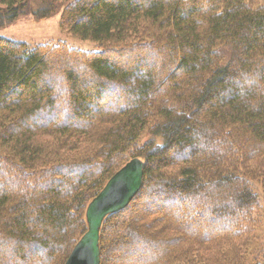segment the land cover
I'll list each match as a JSON object with an SVG mask.
<instances>
[{
  "label": "trees",
  "instance_id": "16d2710c",
  "mask_svg": "<svg viewBox=\"0 0 264 264\" xmlns=\"http://www.w3.org/2000/svg\"><path fill=\"white\" fill-rule=\"evenodd\" d=\"M30 1L0 0V27ZM42 1L102 50L0 37V264H65L134 158L101 264H264V0Z\"/></svg>",
  "mask_w": 264,
  "mask_h": 264
},
{
  "label": "water",
  "instance_id": "95a60500",
  "mask_svg": "<svg viewBox=\"0 0 264 264\" xmlns=\"http://www.w3.org/2000/svg\"><path fill=\"white\" fill-rule=\"evenodd\" d=\"M145 163L130 160L93 199L86 211L88 231L74 247L65 264H101V231L107 217L125 210L139 194L144 182Z\"/></svg>",
  "mask_w": 264,
  "mask_h": 264
},
{
  "label": "rangeland",
  "instance_id": "374dc122",
  "mask_svg": "<svg viewBox=\"0 0 264 264\" xmlns=\"http://www.w3.org/2000/svg\"><path fill=\"white\" fill-rule=\"evenodd\" d=\"M42 0H31L23 9L22 14L11 24L0 27V37L13 41L25 43L28 48H34L42 45H56L65 43L68 46L87 51L100 52L101 47L90 41H82L72 37L61 28V16L66 6L65 3H58V12L46 19H38L36 13L43 5ZM144 136L142 141L147 140ZM259 196L263 199L261 202L263 221L259 226L261 245H264V196L261 189H258Z\"/></svg>",
  "mask_w": 264,
  "mask_h": 264
}]
</instances>
